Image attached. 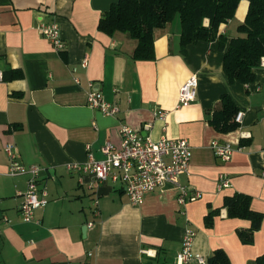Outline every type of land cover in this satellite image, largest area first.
Returning <instances> with one entry per match:
<instances>
[{
    "label": "crops",
    "instance_id": "1",
    "mask_svg": "<svg viewBox=\"0 0 264 264\" xmlns=\"http://www.w3.org/2000/svg\"><path fill=\"white\" fill-rule=\"evenodd\" d=\"M117 2L0 0V264H176L187 227L196 232L194 251L207 261L221 251L229 264H256L264 255V218L253 243L245 245L238 232L251 222L229 218L224 207L226 198L241 193L264 216V57L250 84L230 82L224 72L231 40L244 36L238 27L248 2H240L214 41L184 46L176 16L155 32L151 61L134 59L138 41L129 34L99 30ZM54 22L67 46L62 52L38 31L40 23ZM193 75L197 98L180 107V89ZM90 85L118 105V115L88 106ZM224 95L244 113L242 124L228 133L210 122ZM158 111L167 113L165 120ZM123 124L154 141L188 140L190 176L180 183L200 197L183 207L178 189L168 185L133 206L123 184L68 169L88 160L87 147L98 161L107 143L119 147ZM215 140L233 145L230 161L215 155ZM8 144L15 145L21 164L42 169L39 184L49 203L31 223L20 213L29 176L8 174ZM221 175L231 184L219 190ZM211 211L219 215L207 226Z\"/></svg>",
    "mask_w": 264,
    "mask_h": 264
},
{
    "label": "built area",
    "instance_id": "2",
    "mask_svg": "<svg viewBox=\"0 0 264 264\" xmlns=\"http://www.w3.org/2000/svg\"><path fill=\"white\" fill-rule=\"evenodd\" d=\"M38 31L46 37L57 52L66 50V43L61 36L60 27L57 23H40ZM88 66V61L83 63ZM1 79V73H0ZM198 79L193 75L180 89L179 106L186 107L197 98ZM88 93V106L107 116H116L120 109L117 104L108 102L101 92L95 90L93 85ZM166 112L158 111L157 117L160 120L166 119ZM244 113L239 112L235 121L242 124ZM150 128V126H147ZM121 145L119 147L107 143L102 151L105 158L101 161L94 159L88 150V160L84 163H70L68 169L79 173L91 174L97 181L106 182L111 180L114 183H121L125 186L127 194L133 206H141L145 202L146 194L168 185L178 189L177 201L185 207L188 202L197 200L200 193L190 194V188L180 183L182 176H190V165L193 150L186 139H168L162 137L154 141L149 136H143L139 131L127 124L120 126ZM215 155L223 162L232 159L235 149L230 142L213 141L211 144ZM9 158L8 174L12 177L28 175V188L23 196L20 206V213L25 223L35 220V212L46 207L49 203L48 192L41 188L39 178L41 168L39 166H25L18 160V153L13 144L5 147ZM231 180L227 175L219 178V190L228 188ZM93 223L88 225L89 228ZM196 232L187 227L183 237L182 248L176 256V264H208L207 259L200 253L194 251ZM150 254L149 251L146 252Z\"/></svg>",
    "mask_w": 264,
    "mask_h": 264
},
{
    "label": "trees",
    "instance_id": "3",
    "mask_svg": "<svg viewBox=\"0 0 264 264\" xmlns=\"http://www.w3.org/2000/svg\"><path fill=\"white\" fill-rule=\"evenodd\" d=\"M242 0H119L100 20L99 30L108 35L116 32L129 34L138 41L134 59L151 61L155 58V32L166 27L176 16L181 20L182 44L214 41L221 38V28L235 17ZM249 4L245 21L238 27L244 36L233 38L224 56V72L230 82L250 84L255 80V70L264 57V0H246ZM208 20V25L205 21ZM15 73H18L14 71ZM18 75H22L19 73ZM238 108L229 95L222 97L220 110L216 111L211 124L220 132L228 133L238 127L235 118ZM224 207L229 218L251 222L238 234L243 244L251 245L260 230L263 214L251 208V198L237 193L225 199ZM219 211L206 216L207 226H212ZM208 264H229L227 257L218 251ZM256 264H264V255Z\"/></svg>",
    "mask_w": 264,
    "mask_h": 264
}]
</instances>
